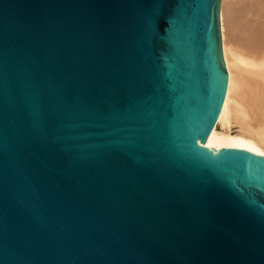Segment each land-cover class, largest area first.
<instances>
[{"label":"water","instance_id":"95a60500","mask_svg":"<svg viewBox=\"0 0 264 264\" xmlns=\"http://www.w3.org/2000/svg\"><path fill=\"white\" fill-rule=\"evenodd\" d=\"M221 3L0 0V264H264Z\"/></svg>","mask_w":264,"mask_h":264},{"label":"bare ground","instance_id":"6f19581e","mask_svg":"<svg viewBox=\"0 0 264 264\" xmlns=\"http://www.w3.org/2000/svg\"><path fill=\"white\" fill-rule=\"evenodd\" d=\"M220 19L229 87L206 146L264 155V0H222Z\"/></svg>","mask_w":264,"mask_h":264}]
</instances>
